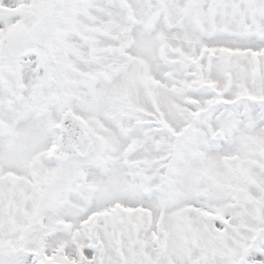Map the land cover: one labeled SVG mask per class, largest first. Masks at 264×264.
Listing matches in <instances>:
<instances>
[{"label": "snow or ice", "instance_id": "obj_1", "mask_svg": "<svg viewBox=\"0 0 264 264\" xmlns=\"http://www.w3.org/2000/svg\"><path fill=\"white\" fill-rule=\"evenodd\" d=\"M0 264H264V0H0Z\"/></svg>", "mask_w": 264, "mask_h": 264}]
</instances>
